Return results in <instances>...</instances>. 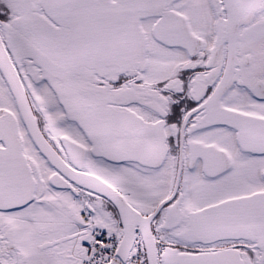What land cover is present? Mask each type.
Here are the masks:
<instances>
[{
	"label": "snow or ice",
	"instance_id": "snow-or-ice-1",
	"mask_svg": "<svg viewBox=\"0 0 264 264\" xmlns=\"http://www.w3.org/2000/svg\"><path fill=\"white\" fill-rule=\"evenodd\" d=\"M0 264H264V0H0Z\"/></svg>",
	"mask_w": 264,
	"mask_h": 264
}]
</instances>
